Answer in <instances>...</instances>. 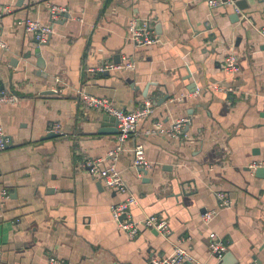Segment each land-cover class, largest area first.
Listing matches in <instances>:
<instances>
[{"label": "crops", "instance_id": "1", "mask_svg": "<svg viewBox=\"0 0 264 264\" xmlns=\"http://www.w3.org/2000/svg\"><path fill=\"white\" fill-rule=\"evenodd\" d=\"M234 1L241 15L207 0H0V39L9 47L0 54V88L18 99L0 103V126L12 143L0 151L1 264H49L51 257L153 264L177 247L199 264H264V176L253 167L264 161V0ZM52 6L67 12L38 44L18 22L49 25ZM133 18L161 42L135 47L127 39ZM231 53L239 58L234 77L224 71ZM126 59L134 70L88 72ZM80 93L107 97L125 111L154 103L118 170L138 197L135 219L159 215L169 236L143 228L129 237L114 221L111 206L123 196L83 163L105 158L118 134L99 133L106 115L87 109ZM185 118L179 139L146 134L155 123L171 128ZM54 126L61 134L46 139ZM140 144L150 162L145 173L133 166ZM219 193L229 196V207L219 208ZM211 210L218 213L207 225ZM212 231L229 242L222 260L210 253Z\"/></svg>", "mask_w": 264, "mask_h": 264}, {"label": "built area", "instance_id": "2", "mask_svg": "<svg viewBox=\"0 0 264 264\" xmlns=\"http://www.w3.org/2000/svg\"><path fill=\"white\" fill-rule=\"evenodd\" d=\"M208 5L212 8L219 6H232L235 13L241 15L243 12L239 9L234 0H207ZM67 12V9L58 6L50 7L49 25H43L39 21L31 19H23L18 22L24 26L40 44H45L52 34V23H55L62 15ZM1 16V15H0ZM264 37V27L260 30ZM127 39L132 42L135 47L141 48L145 46H153L161 42V38L151 29L148 23H141L138 19L133 18L127 27ZM9 49L6 42L0 39V54ZM135 65L132 61L124 60L120 64L104 63L97 67L90 68L89 73L105 74L114 71L134 70ZM224 71L234 77L240 71L239 58L235 53H231L226 57ZM59 83V81H57ZM212 90L230 94L234 92L232 87L225 88L220 85H212ZM56 93L59 90H55ZM80 97L87 109L99 111L105 115L114 117L118 122V136L116 146L107 154L105 158L93 159L87 158L84 160L83 168L87 170L89 175L94 179L99 180L106 189L111 190L116 194L123 196V199L111 206V214L119 229L126 233L129 237H136L141 230L149 229L156 231L158 234L167 237L171 234V228L167 219L159 215H150L142 220H137L133 216L132 209L138 205V197L131 190L129 184L125 181L120 171L118 170V162L121 156L126 152V142L139 135V125L142 121L151 117L154 110L152 101L145 102L142 106L133 111H125L118 108L115 103L107 97H98L95 95L80 93ZM17 97L5 92H0V103H16ZM190 123V119L185 118L178 120L171 128H165L160 123H155L151 129L146 131L148 135H162L174 139H179L183 136L184 128ZM49 133L61 134L58 126H54L49 130ZM11 139L6 135L5 130L0 126V151L6 150L10 146ZM133 166L136 168L146 169L150 167V162L145 157L144 146L137 145L133 150ZM264 169V161L253 166ZM6 195V193H3ZM219 208L229 207L232 203L229 196L224 193L218 194ZM217 210H211L204 214V221L209 225L217 215ZM210 238V253L219 260H222L228 253L229 242L225 241L215 232L209 234ZM2 250L0 248V264L2 261ZM153 264H199L195 263L191 254L181 247H177L175 252L170 256L155 258ZM49 264H68L65 261L56 257H51Z\"/></svg>", "mask_w": 264, "mask_h": 264}, {"label": "water", "instance_id": "3", "mask_svg": "<svg viewBox=\"0 0 264 264\" xmlns=\"http://www.w3.org/2000/svg\"><path fill=\"white\" fill-rule=\"evenodd\" d=\"M237 6L239 7V9H244L242 7V5L240 6V3H238ZM68 17H69V15H66V18H68ZM236 17L239 19V16L237 14H236ZM38 44H40V43L38 42ZM36 55L38 57V67L43 70L44 67H45V63H44V60H43V58H42V56L40 54V49H37ZM146 90H148V89H146ZM2 91H4V89L3 88H0V92H2ZM143 96L145 98H147V91L143 94ZM111 127H114V130L111 129ZM99 133L100 134H112V133H117L118 134L119 133V130H118V122H117V120L114 117H111V116L106 115L103 118L102 127H101ZM58 136H59V134L50 133L48 135V137H46V139L55 138V137H58ZM9 148H11V145L8 146L6 149H9ZM141 171L145 173V169H141ZM256 176H258V177L264 176V169L263 168H258L256 170ZM226 261H228V260H226ZM253 261L254 262L258 261L257 260V257H254L253 258ZM187 264H191V263H187ZM233 264H237V263H233ZM257 264H258V262H257Z\"/></svg>", "mask_w": 264, "mask_h": 264}]
</instances>
